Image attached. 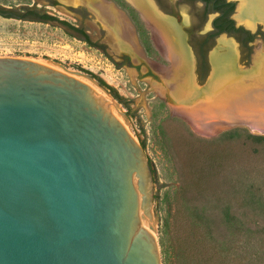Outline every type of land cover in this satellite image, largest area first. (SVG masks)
Listing matches in <instances>:
<instances>
[{"label": "water", "instance_id": "95a60500", "mask_svg": "<svg viewBox=\"0 0 264 264\" xmlns=\"http://www.w3.org/2000/svg\"><path fill=\"white\" fill-rule=\"evenodd\" d=\"M121 108L86 73L0 57V264H162L152 167Z\"/></svg>", "mask_w": 264, "mask_h": 264}, {"label": "rangeland", "instance_id": "374dc122", "mask_svg": "<svg viewBox=\"0 0 264 264\" xmlns=\"http://www.w3.org/2000/svg\"><path fill=\"white\" fill-rule=\"evenodd\" d=\"M50 1H55L56 5H52L49 0H0V5L6 9L34 5L42 7L61 19L85 27L94 42L105 45V49L91 46L53 24L0 15V57L50 61L73 71L83 72L82 68L89 70L129 101L130 109L123 104L121 109L126 113L125 117L137 141L140 144L142 141L146 143V147L143 148L155 171L152 220L161 263L179 264L175 256L178 233L194 235L193 228L201 227L206 219L212 218L216 221L218 227H214L213 235L219 242L223 241L224 236L233 228L228 225L225 214L237 216L247 224L252 223V215L243 216L239 207L225 209L227 207L223 204L226 201L222 199L219 191L223 194L225 190H246L250 185L264 180L263 148L257 146L256 153L253 147L243 145L247 142L248 134L264 136V93L260 104H252L249 98L257 95L259 91L264 92L263 62L256 71L254 70L255 76H252L249 85L252 84L257 89L249 91V96L243 93L230 94V92L225 95V90L223 92L220 90L221 93L217 90L212 91L211 86L215 76V74L211 76L212 70L203 85L197 84V75L194 76V71L192 72L195 66L194 57L188 50V35L185 34L184 45L188 51L193 85H195L191 88L186 79L187 65L177 67L166 54L168 50L166 43L175 50L177 44L183 45V43L178 38L173 23L162 14L151 10V19L148 18L150 21L142 18L150 31L154 47L162 58L157 60L145 51L134 24L125 10L113 0L109 1L114 3L117 9L122 10L125 17L120 16V18L101 9H93L91 0ZM89 9L94 11L104 23ZM109 27L111 30L108 31ZM219 44L220 46L216 43L209 54L217 52L215 50L218 46H223L224 49L222 54L217 52L219 56L230 52L228 44ZM234 48L239 71L243 73L251 70L256 65L254 60L256 51H262L264 57V35L252 43V53L249 58L241 57L237 40ZM224 88L225 85L222 90ZM219 96L222 105L220 112L213 106ZM236 99L238 100L235 105H228ZM247 112L254 114L255 119L252 122L244 115ZM254 124L263 127L254 128ZM230 133L233 134L232 137ZM223 135H229L231 138L226 144L218 146L224 162L210 170L209 174L212 177L207 180L211 181L209 188L218 190L216 193L220 195L211 199L210 193L206 195L207 197L200 198L181 192L176 160L185 163L201 159L202 148L200 150L201 146L194 137L219 139ZM168 143L174 146L176 159H172L165 150ZM216 170H219V175L213 176L218 172ZM197 173H200V170H197ZM178 201L181 208H176L175 212L173 206ZM167 220L169 227L164 232L163 222Z\"/></svg>", "mask_w": 264, "mask_h": 264}, {"label": "trees", "instance_id": "16d2710c", "mask_svg": "<svg viewBox=\"0 0 264 264\" xmlns=\"http://www.w3.org/2000/svg\"><path fill=\"white\" fill-rule=\"evenodd\" d=\"M113 1L127 13L136 28L139 41L145 51L152 58L157 60L162 59L154 47L150 31L140 17L139 12L125 0ZM24 11H27V13H24ZM4 12H9L5 17L35 20V17L31 15L34 11L30 12L29 8L6 9L0 5V13L3 14ZM43 18L44 22H59L65 27L80 33L79 38L83 37V40L89 45L105 49V45L94 42L82 27L76 26L67 20L60 21L56 16L47 15ZM214 36H217V34H214L213 37ZM228 36L235 38L239 43L248 47L249 58L252 53V47L249 46V43L256 38V35L240 29L239 31H230ZM81 70L93 77L99 85L105 88L120 104H123L127 109H130L129 101L120 95L114 87L108 85L95 73L83 68ZM229 135L231 137L233 136L232 133ZM229 135H223L219 139L194 137L201 146L200 150L202 148L201 159L199 158L198 161H189L185 163L176 160V167H178V174L181 183L180 189L181 192L184 191L188 195L200 198L201 196L204 197L210 193L212 199L220 193L222 199L226 201L223 204L227 207L225 209L229 210L233 207H239L243 216L247 217L249 214L252 215L253 222L247 224L237 216L229 215L228 213L225 214L228 219V225L233 228L231 229L232 231H228V234L225 235L227 237L225 238L224 236V239L221 242H219L216 239V236L213 235V232L215 231L214 227L217 228L218 225H216V221L212 220V218L203 221L201 227L197 229L193 228L194 235L189 236L186 233H178L175 256L179 264H264V180L255 185H250L246 190H225L223 194L221 191L216 193L218 190H212L209 188L211 181H207L212 177L209 174L210 170L224 162L223 156H221L218 151V146L226 144L227 141L231 139ZM246 141L247 142L243 145L253 147V150L256 153L258 152L257 146L262 147L264 150V136L248 134L246 136ZM141 144L144 148L146 147L144 141H142ZM166 145L167 147H165V150L169 152L172 159H176L174 146L170 143ZM149 162L154 174L155 171L152 162L150 160ZM201 163L202 165H200ZM197 170H200V173H197ZM216 171L218 172L213 176L219 175V170ZM208 189L213 192H209ZM178 207H180L179 201L175 202L173 206L175 212ZM248 219L251 220L250 217H248ZM168 227V220L164 221V232L168 230Z\"/></svg>", "mask_w": 264, "mask_h": 264}, {"label": "flooded vegetation", "instance_id": "af4514ba", "mask_svg": "<svg viewBox=\"0 0 264 264\" xmlns=\"http://www.w3.org/2000/svg\"><path fill=\"white\" fill-rule=\"evenodd\" d=\"M49 2H51L52 5H56L55 1L49 0ZM149 2L153 5L154 9L156 8L155 10L158 13L162 14L173 23L175 32L178 34V38L182 41L183 45L186 39L185 34L188 35V50L191 51L194 57L193 62H195L192 72L194 71L193 73L197 75V84L199 86L201 84L203 85L211 70L209 52L215 47L216 43H218V39L222 34L228 35L230 31L234 32L240 29L249 31L256 35V38L249 43L251 47L252 43H254L258 37L264 35V17H256L253 28L247 27L235 17L241 0H149ZM129 4L133 6L131 3ZM24 7L29 8L30 12L34 11L31 15L35 17V20L29 21L50 23L64 29L67 33L74 35V37H80V33L65 27L59 22H44V16H56L46 11L44 8L35 5ZM137 11L139 12V10ZM25 12L27 13V11H24V13ZM57 18L60 21L64 20L59 17ZM80 27L89 34L85 27ZM214 34H217V36L213 37ZM89 36L92 39L90 34ZM79 39L84 41L83 37ZM239 49L243 59L248 57L249 53L247 46L239 43ZM127 58L128 57L125 59Z\"/></svg>", "mask_w": 264, "mask_h": 264}, {"label": "bare ground", "instance_id": "6f19581e", "mask_svg": "<svg viewBox=\"0 0 264 264\" xmlns=\"http://www.w3.org/2000/svg\"><path fill=\"white\" fill-rule=\"evenodd\" d=\"M91 1H92V3H90V4L93 6V9H96V10L101 9L102 11L107 12L108 14H114L118 17H120V16L125 17V14L123 12H121L119 9H117V7H115V5H113L112 3H108V2H105L103 0H91ZM126 1L131 3L136 9L139 10L142 18L145 21H150L148 18L151 19V17H150L151 16V10L156 11L155 10L156 8L155 9L153 8V5L149 2V0H126ZM241 1L242 2L238 7L237 14L235 17L240 22L244 23L247 27L253 28L255 25V18L260 17V16L264 17V0H241ZM165 39L167 40V38H165ZM219 43L228 44L230 47V50H229L230 52H228L227 54H225L223 56H219L217 54V52H219V51L211 53V60L213 62L212 74H215V76L213 78L214 82L211 86V88L213 87L212 91L217 90V92H220V90H221V92H223L225 90L224 91L225 95H226V93L230 92V94L236 95L237 93H243V94H246L247 96H249V94H248L249 91H251V90L255 91L257 89L256 86H253L252 84L249 85L252 76L253 77L255 76L254 75L255 71H256V69H258L260 67V65H262V62H263L262 67H264V59H263L264 57H262L263 56L262 51H260V50L256 51V55L254 56L255 57L254 60H255V64H256L255 67L251 70H248L246 72L241 73L239 71L240 69L236 65V53H235L236 51L234 48V46H235L234 43L230 40H227L225 37H220ZM166 45L168 47L166 54L168 55L169 59L174 64L177 65V67H180L182 65H187V69H186L187 70L186 71L187 84L189 86L191 85V88H192L194 80H193L191 70H190L191 62L189 59V55L187 53L188 51L186 50L184 45H181V44L176 45V50L173 49V47H171V45H169L168 43H166ZM70 71H73V70H70ZM73 72H75V71H73ZM213 79H212V81H213ZM223 83H225L224 84L225 88L222 90V88L224 86ZM193 87H195V85H193ZM181 88H182V85H181ZM182 90H183V88H182ZM263 93L264 92L259 91L257 93V95L249 96V98L251 99L250 102L252 104H255V103L260 104L259 102L261 100V97L263 96ZM216 94H218V93H216ZM215 97H217V96H215ZM215 97H213V98H215ZM219 98H220V96L214 101L215 104L213 106H214V108H217V110L220 112L222 105L220 104ZM237 100L238 99L228 103V105L229 104L235 105ZM248 104H246L247 107H248ZM237 105L238 104H236V106ZM244 115L247 117V119H250L251 122L255 119L254 118L255 116L253 117L254 114L251 112H249V113L247 112ZM253 127L258 128V129H260V128L262 129L263 126H259L257 124L256 125L254 124Z\"/></svg>", "mask_w": 264, "mask_h": 264}]
</instances>
